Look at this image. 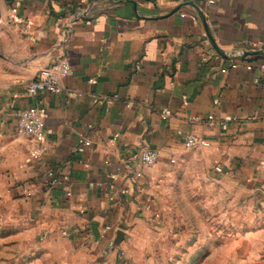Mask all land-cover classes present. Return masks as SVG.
Returning <instances> with one entry per match:
<instances>
[{"label":"crops","instance_id":"crops-1","mask_svg":"<svg viewBox=\"0 0 264 264\" xmlns=\"http://www.w3.org/2000/svg\"><path fill=\"white\" fill-rule=\"evenodd\" d=\"M61 59L60 90L27 98ZM28 105L44 114L41 144L17 131ZM189 136L209 143L195 147L219 179L264 195V0H0L4 200L52 230L54 254L121 264L126 226Z\"/></svg>","mask_w":264,"mask_h":264},{"label":"rangeland","instance_id":"rangeland-1","mask_svg":"<svg viewBox=\"0 0 264 264\" xmlns=\"http://www.w3.org/2000/svg\"><path fill=\"white\" fill-rule=\"evenodd\" d=\"M188 150L164 171L148 205L135 212L133 223L126 226L132 237L116 260L121 264H264V254L240 256L248 246L264 248V195L223 182L200 147ZM1 180L0 264L87 263L81 254L73 258L71 251L54 254L45 240L52 230L38 228L34 220H21L4 200Z\"/></svg>","mask_w":264,"mask_h":264},{"label":"built area","instance_id":"built-area-1","mask_svg":"<svg viewBox=\"0 0 264 264\" xmlns=\"http://www.w3.org/2000/svg\"><path fill=\"white\" fill-rule=\"evenodd\" d=\"M71 67L67 60L61 59L51 64L48 67L40 70L39 74L35 79L30 81L26 85V97L32 100H36L41 93H54L60 90L59 82L60 79L70 73ZM164 115H166L164 113ZM209 120H213L212 116L208 117ZM16 128L19 134L24 135L34 142L41 144L45 139V124L44 114L36 105H28L20 108L15 113ZM225 118L220 125L225 127ZM187 146L195 147L202 146L208 147L209 143L196 138L195 136H189L186 138ZM42 148H39L35 152L37 157L41 152ZM158 152L151 149H144L140 155V164L142 167H150L156 164L158 161ZM217 172H221L220 167H215Z\"/></svg>","mask_w":264,"mask_h":264},{"label":"water","instance_id":"water-1","mask_svg":"<svg viewBox=\"0 0 264 264\" xmlns=\"http://www.w3.org/2000/svg\"><path fill=\"white\" fill-rule=\"evenodd\" d=\"M214 48H215V49H216V50H217L219 53H221V52H220V51L217 49V47H216V46H215ZM221 54H222V53H221Z\"/></svg>","mask_w":264,"mask_h":264}]
</instances>
